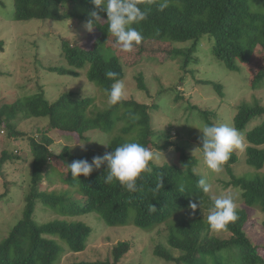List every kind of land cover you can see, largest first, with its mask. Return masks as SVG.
I'll use <instances>...</instances> for the list:
<instances>
[{"label": "trees", "instance_id": "obj_1", "mask_svg": "<svg viewBox=\"0 0 264 264\" xmlns=\"http://www.w3.org/2000/svg\"><path fill=\"white\" fill-rule=\"evenodd\" d=\"M163 2L165 0H137L138 6L149 13L145 21L134 25L142 31L143 41L192 42L187 53L196 51L204 43L227 69L238 71L239 66H244L251 86L255 89L260 86L259 83L264 81V14L257 12L250 0H167L168 6L160 10L159 5ZM258 2L262 4L264 0ZM93 9L91 0H13L12 19L77 20L84 24ZM101 15L106 20V13ZM95 26L94 40L89 47L62 42L61 56L69 67L85 68L87 80L106 94L105 89L115 81L108 79L105 73L115 71L118 74L116 79L120 80L123 66L115 54L117 45H113L115 49L110 45L114 38L108 32V25L101 22ZM1 46L2 43L0 49ZM255 58L262 64L253 73L251 63ZM186 64L187 61L184 66ZM71 74L79 76L76 71ZM136 81L138 90L146 92L141 74ZM212 86L223 95L218 84ZM170 91L172 89L160 90L158 97ZM176 96L175 102H179L180 96ZM92 102L91 97L66 92L52 102L35 94L0 107V132L5 133V143L0 150V175L7 165L19 160L14 155L17 148L10 146L11 140L27 139L32 159L29 191L24 196L21 217L0 240V264H55L65 249L71 253L84 251L92 228L72 219L90 213L97 215L108 228L134 227L141 233H152L164 226L165 243L154 246L153 256L166 263L264 264V258L258 254L262 246L245 232L249 224L245 209H236L238 219L228 226L226 232L230 237L227 240L211 236L207 215L213 199L197 187L202 178L195 172L197 159L175 143L166 142L159 147L154 142L156 131H153L150 114L157 108L156 101L141 104L123 100L100 113L89 114ZM188 108L197 112L203 125H214L215 112L196 106ZM20 120H37L44 122L45 126L26 134L16 127ZM118 126H121L120 134L106 141L105 153L128 141L126 137L134 132L132 141L156 153L172 149L178 162H152L151 171L137 181L139 190L130 193L116 182L104 183L106 164L93 169L87 178H73L66 170L74 160L91 163L94 156L102 157L104 154H99L96 149L71 156L66 147L58 154L51 148L55 133L81 140L88 139V134L91 136L95 132L112 134ZM231 126L244 137L243 162L253 175H236L235 168L242 160L234 151L224 165L230 178L228 186L241 190L245 207L258 209L264 214V175H254L264 168V106L258 101L241 103L235 109ZM161 133L170 137L168 126ZM194 145L196 148L201 146L200 135L195 137ZM199 156L202 157L200 152ZM51 164L55 168L51 169ZM56 166H60L58 176L62 191H47L42 181L57 169ZM161 177L162 187L157 190ZM66 186L68 190L64 191ZM5 196L6 193L0 195V201ZM198 200L201 207L193 212L189 204ZM151 204L156 208L155 212L149 210ZM40 207L42 211L61 218L39 222L36 216ZM261 226L264 230V219ZM134 246L130 237L116 243L107 260L89 264H124Z\"/></svg>", "mask_w": 264, "mask_h": 264}, {"label": "rangeland", "instance_id": "obj_2", "mask_svg": "<svg viewBox=\"0 0 264 264\" xmlns=\"http://www.w3.org/2000/svg\"><path fill=\"white\" fill-rule=\"evenodd\" d=\"M257 12L264 14V3L250 0ZM13 0H0V107L16 99L39 94L42 98L52 102L66 92L76 96L91 97L93 102L89 114H97L108 109L107 94L103 93L86 76V69L76 70L69 67L61 56L62 42L70 45L77 44L89 47L94 40L95 31L87 32L84 24L77 20L55 22L51 20L14 21L12 19ZM112 36V35H111ZM109 37V39L111 38ZM113 37V36H112ZM114 38V37H113ZM115 40V38H114ZM113 43V44H112ZM110 45L114 48V41ZM192 42L173 43L167 41H142L131 53L122 52L115 45V54L123 66V80L126 85V98L141 104H151L156 101L157 108L152 111L151 122L156 146L162 147L166 142L175 143L184 147L186 151L197 159L195 172L205 178L212 185V191L207 194L211 199L219 195H233L237 209L248 212L249 224L245 232L251 236L256 244L261 245L258 254L264 258V230L261 226L264 214L258 209L247 208L241 198V190L228 186L229 176L223 170L220 174L211 173L204 164L203 158L194 145L195 137L201 135L202 118L196 111L188 108L196 106L202 110L215 112L214 124H228L231 126L235 109L241 103L252 104L260 102L264 106V81L256 89L248 81V71L239 66L238 71H230L211 53L210 47L201 43L197 50L187 53ZM115 49V48H114ZM185 54H180V53ZM188 64L184 66V62ZM261 61L256 59L251 63L253 73L259 68ZM76 71L78 77L71 73ZM141 74L146 92L138 90L136 78ZM218 84L222 89V96L212 84ZM169 93L158 97L160 90H169ZM176 92V94H175ZM180 96L175 102L176 95ZM45 126L37 120H20L16 127L26 134L35 133ZM168 126L170 137L162 134ZM121 126L115 128L112 134L95 132L88 139L76 140L60 133L52 137L53 151L58 154L66 147L71 156L83 154L88 149H96L99 154H105L108 142L120 134ZM127 136V135H126ZM135 133L129 134L126 139L132 141ZM5 133L0 132V150L5 143ZM159 138V143L156 139ZM11 147L17 148L15 156L19 160L6 166L0 175V195L6 196L0 201V240L5 238L21 217L24 196L29 191L31 173V155L27 139L11 140ZM244 147L236 150L238 161L235 168L236 175L251 177L253 171L244 165ZM157 153L153 162L163 163L170 160L178 162L177 154L172 150ZM62 163V162H61ZM50 168H55L54 164ZM49 174L42 186L47 190H60V166ZM67 170V169H66ZM264 175V168L254 175ZM58 176V177H56ZM48 180V181H47ZM49 182V183H48ZM68 190L67 186L64 191ZM63 191V192H64ZM37 212L39 222L61 218L55 214L42 211ZM82 221L92 228L84 251L71 253L66 249L55 264H83L103 262L110 256V251L116 243L132 237L134 248L125 259L124 264H171L153 256L154 246L165 243L166 232L164 226L152 233H141L134 227L108 228L94 213L85 214L72 220ZM211 236L227 240L229 232L211 230Z\"/></svg>", "mask_w": 264, "mask_h": 264}, {"label": "clouds", "instance_id": "obj_3", "mask_svg": "<svg viewBox=\"0 0 264 264\" xmlns=\"http://www.w3.org/2000/svg\"><path fill=\"white\" fill-rule=\"evenodd\" d=\"M91 3L94 9L89 13L90 19L83 25L87 32H92L98 23H106L108 32L115 38V45L125 53H131L145 39L142 31L134 25L145 21L149 13L138 6L137 0H91ZM167 6L165 0L159 5V9L163 10ZM101 13H106V20ZM105 75L115 81L110 88L105 89L107 103L109 107L118 105L126 98V85L123 80L116 79L118 74L115 71L108 70ZM198 130L201 134V146L195 151L202 154L204 164L211 173H222L232 153L243 149L245 141L242 133L228 124H204ZM156 143H159V138L156 139ZM156 157L157 153L143 144L126 141L102 157L94 156L91 163L87 160H74L66 168L73 178L78 179L80 176L87 178L93 169H99L101 165L106 164L104 183L116 182L128 192L135 193L139 190L137 181L143 179L144 173L151 171L150 164ZM161 180L162 177L156 185L157 190L162 187ZM197 187L204 194L212 191V185L205 178L198 180ZM200 207L199 200L189 204L193 212ZM236 209L237 204L233 195L214 197L207 215L209 228L216 232L227 231L228 226L238 219ZM149 210L155 212L156 208L151 204Z\"/></svg>", "mask_w": 264, "mask_h": 264}]
</instances>
